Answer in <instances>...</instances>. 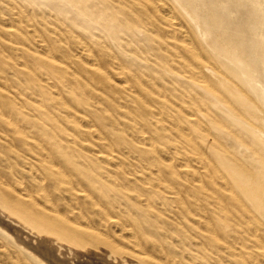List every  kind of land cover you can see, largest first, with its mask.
<instances>
[{
    "label": "rangeland",
    "instance_id": "374dc122",
    "mask_svg": "<svg viewBox=\"0 0 264 264\" xmlns=\"http://www.w3.org/2000/svg\"><path fill=\"white\" fill-rule=\"evenodd\" d=\"M140 1L0 0V264H45L18 232L40 237L43 220L65 218L80 233L58 229L72 251L104 243L135 252L137 264L264 263V210L248 201L264 182L252 180L264 170V0H185L201 20L231 27L237 62L215 50L191 8L151 0L184 25L169 34V17ZM211 57L219 73L198 65ZM89 257L77 263L103 264Z\"/></svg>",
    "mask_w": 264,
    "mask_h": 264
},
{
    "label": "bare ground",
    "instance_id": "6f19581e",
    "mask_svg": "<svg viewBox=\"0 0 264 264\" xmlns=\"http://www.w3.org/2000/svg\"><path fill=\"white\" fill-rule=\"evenodd\" d=\"M112 1V0H111ZM114 1V0H113ZM120 1V0H119ZM125 1V0H124ZM130 1V0H129ZM140 1V0H139ZM145 1H147V2H150L151 3V5L153 6V10H157V11H161V13H163V14H165V16H168L169 18H163L165 21L164 22H166V24H167V27L169 26L170 28H171V32H169V34L171 33V34H177V35H182L183 34V31H182V27L184 26H182V27H180V24H179V22L177 21L178 20V18L176 19L174 16H172V13L170 12V10H169V8L166 6V4H160L159 3V1L158 2H154V1H151V0H145ZM162 1V0H161ZM116 2H117V0H116ZM122 2V1H121ZM120 2V3H121ZM127 2H128V0H127ZM141 2V1H140ZM164 2V1H163ZM171 2V1H170ZM178 2L179 3H181V4H184V5H186V7L188 8H191L192 10H193V15H194V17L199 21V20H201V18L199 17L200 15L199 14H195V12H194V8L192 7V5L189 3L190 1H185V0H178ZM119 3V2H118ZM130 3V2H129ZM142 3V2H141ZM143 3H144V1H143ZM159 3V4H158ZM164 3H166V2H164ZM122 4V6H123V3H121ZM121 4H119V5H121ZM111 5V4H110ZM147 8V7H146ZM152 8V7H151ZM137 10V9H136ZM146 10V9H145ZM152 10V9H151ZM151 10H150V12L147 10V12H149V13H151ZM174 11V10H173ZM195 11H197V9H195ZM139 12V11H138ZM180 12V11H179ZM134 13V12H133ZM148 14V13H147ZM144 15V14H143ZM145 15H146V13H145ZM170 15V16H169ZM153 15H151V17H152ZM155 16V15H154ZM157 16V15H156ZM160 16V15H159ZM162 16V15H161ZM146 17H147V15H146ZM158 17V16H157ZM154 18V17H153ZM184 18V17H183ZM185 19V18H184ZM145 20V19H144ZM161 20V19H160ZM186 20V19H185ZM202 24H203V28H204V30L207 32V33H209L210 35H211V37H212V43H214V45H215V50L216 51H218V53L219 54H221L222 56H224L225 58H227L229 61H231V62H237V61H239L240 60V57H239V55H241L242 56V52H240L241 50L239 49V47L237 46L238 44H239V41H241V40H236V41H233L231 38H230V36H229V39L227 40V39H225V37L224 36H227L226 35V32L228 33V35L231 33V30H230V28L231 27H228V29L227 30H225L224 29V31L223 30H221V27L220 26H218V24H216V20H215V18L214 17H212V16H210V15H206V16H204V18H202ZM137 23V22H136ZM158 23H159V21H158ZM161 23V22H160ZM142 24V23H141ZM189 24V23H188ZM139 25V24H138ZM160 25H162V23L160 24ZM163 25H164V23H163ZM162 25V26H163ZM136 26H137V24H136ZM150 26V25H149ZM165 26V25H164ZM138 27V26H137ZM160 27V26H159ZM166 27V28H167ZM184 30V29H183ZM186 30V29H185ZM193 30V29H192ZM157 31V30H156ZM161 31V30H160ZM157 32H159V30L157 31ZM186 32H187V30L184 32V35L186 34ZM156 33V32H155ZM161 34H162V31L160 32ZM191 33V32H190ZM190 33H188V34H190ZM195 33V32H194ZM161 34L159 35L160 37H161ZM196 35V34H195ZM194 35V36H195ZM186 36V35H185ZM184 36V37H185ZM188 36V35H187ZM170 37V36H169ZM172 37V36H171ZM183 37V36H182ZM181 37V38H182ZM186 38V37H185ZM190 38V37H189ZM192 38H193V36H192ZM179 39H180V37H179ZM197 39V38H196ZM183 40H185V39H183ZM195 41V40H194ZM157 42V41H156ZM155 42V43H156ZM182 42V41H181ZM185 42H187V41H185ZM190 42H192V41H190ZM196 42V44H197V41H195ZM188 43V42H187ZM159 44V43H158ZM198 44H200V43H198ZM170 45V44H169ZM172 45V44H171ZM188 45V44H187ZM159 46H160V44H159ZM201 46V45H200ZM237 46V47H236ZM161 47H162V45H161ZM169 48V47H168ZM201 48V50H204V48L202 49V47H200ZM165 48H163V51H165L164 50ZM89 50V49H88ZM204 54H207L208 53V51H207V53H206V51L205 52H203ZM243 55H244V53H243ZM243 57V56H242ZM212 58V57H211ZM213 59V58H212ZM55 60V59H54ZM186 60V59H185ZM214 60V59H213ZM167 61V60H166ZM205 61V60H204ZM91 62V61H90ZM217 62H216V60H214V62L211 60H206V62H200V64H198V65H200V66H204V68L205 69H207V70H210V71H213V72H216V73H219V72H217V70L218 71H220V69H219V66L217 67L216 64ZM197 64V63H196ZM182 66V65H181ZM180 66V67H181ZM196 67V66H195ZM175 68V67H174ZM157 69H158V67H157ZM198 69V68H197ZM175 70V69H174ZM178 70V69H177ZM159 71V70H158ZM183 72H181V74H182ZM189 73V72H188ZM205 74V73H204ZM118 75H121V74H118ZM207 75V74H206ZM198 76V75H197ZM209 77V76H208ZM210 78V77H209ZM125 79V78H124ZM206 79V78H205ZM211 79V78H210ZM212 80V79H211ZM232 80V79H231ZM208 81V80H207ZM124 82V81H123ZM214 82V81H213ZM233 82V81H232ZM215 84H216V82H214ZM212 84V83H211ZM212 85H214V84H212ZM237 85V84H236ZM215 86V85H214ZM213 86V87H214ZM217 86V85H216ZM238 86V85H237ZM212 86H210V85H208L207 86V88L212 92V94H213V97H214V101H216L217 103H219V101H221V100H224V99H221V95L214 89V88H219V86L218 87H214L213 88ZM127 89H129V88H127ZM222 91H220V93H221ZM243 92V91H242ZM142 97V96H141ZM161 97H163V95L161 96ZM225 97V96H224ZM164 98V97H163ZM226 98V97H225ZM196 99H197V97H196ZM198 100H200L199 98H198ZM195 101H197V100H195ZM198 103V102H197ZM225 103V102H224ZM226 104V103H225ZM19 106V105H18ZM21 107V106H20ZM204 107V106H203ZM22 108V107H21ZM19 109V108H18ZM17 109V110H18ZM23 109V108H22ZM203 109V108H202ZM205 109V108H204ZM195 110V109H194ZM193 109H192V111H194ZM28 111H33V113H34V110L32 109H30V110H28ZM206 111V110H205ZM204 111V112H205ZM211 111V110H210ZM23 112V111H22ZM207 112H208V109H207ZM207 112H205V113H207ZM238 112V111H237ZM177 113V112H176ZM190 113H195V111L194 112H190ZM24 114L25 115H27V113L26 112H24ZM35 114V113H34ZM155 114H157V113H155ZM154 114V115H155ZM178 114V113H177ZM208 114H209V112H208ZM32 115V114H31ZM161 115V114H160ZM159 115V116H160ZM180 115V114H179ZM188 115V114H187ZM192 114H190V116H191ZM29 117H30V115H28ZM33 116V115H32ZM157 116H158V114H157ZM193 116V115H192ZM239 116V115H238ZM37 117V116H36ZM181 117V116H180ZM240 117V116H239ZM32 118V117H31ZM33 118H35V117H33ZM163 118V117H162ZM198 118H201V117H198ZM241 119V118H240ZM156 120V119H155ZM199 120H201V119H199ZM198 120V121H199ZM189 121V120H188ZM187 121V122H188ZM192 121V120H191ZM202 121V120H201ZM193 122H195V121H193ZM203 122V121H202ZM201 122V123H202ZM221 122V121H220ZM219 122V123H220ZM223 122V121H222ZM175 123H174V121H173V125H174ZM206 124V123H205ZM185 125V124H184ZM194 125V124H193ZM43 126V125H42ZM205 126V125H204ZM220 126H222V125H220ZM226 126V125H225ZM175 127V126H174ZM199 127V130H200V126H198ZM188 128V127H187ZM191 128V127H190ZM194 128V127H193ZM196 128V127H195ZM206 129V131H208L207 130V127H205ZM54 129V128H53ZM170 129V128H169ZM173 129V128H172ZM182 130L184 129V128H181ZM204 128H201V130L202 131H205V130H203ZM209 129V128H208ZM231 129H233V128H231ZM230 129V130H231ZM192 130V129H191ZM51 131V130H50ZM177 131V130H176ZM178 131H179V129H178ZM177 131V132H178ZM196 131V130H195ZM210 131V130H209ZM180 132V131H179ZM197 132V131H196ZM200 133V132H199ZM241 132H239V134H240ZM43 134L44 135H48V131H43ZM178 134V133H177ZM180 134H181V136H183V139H184V137H185V135H182V133L180 132ZM179 134V135H180ZM189 134V133H188ZM188 134H186V136L188 135ZM196 134V133H195ZM256 134H257V136H259L260 138H263V134H262V132H259V131H257L256 132ZM70 135V134H69ZM202 135V134H201ZM188 136H191L190 134L188 135ZM195 136V135H194ZM206 136V135H205ZM193 137V136H192ZM207 137V136H206ZM205 137V138H206ZM213 137H215V136H213ZM239 137H242L241 135L239 136ZM56 138V137H55ZM54 138V139H55ZM200 138V137H199ZM204 138V137H203ZM204 138V139H205ZM208 138V137H207ZM207 138H206V140H207ZM217 138V137H216ZM244 138V137H243ZM201 139H202V136H201ZM240 139V138H239ZM245 139L246 138H244V139H242V140H244V142H245ZM58 140V139H57ZM67 140H68V138H67ZM197 140V139H196ZM211 139H209L208 141H210ZM202 141H205V140H203L202 139ZM217 141H218V139H217ZM195 142V141H194ZM207 142V141H206ZM219 142H221V141H219ZM253 142V141H252ZM188 143H189V145L191 144V141L189 142L188 141ZM187 143V144H188ZM196 143H198V140H197V142ZM199 143H200V139H199ZM199 143H198V145H199ZM222 143H223V140H222ZM210 144V143H209ZM246 144H247V142H246ZM249 144V143H248ZM251 144V143H250ZM248 145V146H252V147H254L255 149H256V146L254 145V143H252L251 145ZM195 146V145H194ZM220 146V145H219ZM197 147V146H196ZM221 147V146H220ZM251 147V148H252ZM152 148H153V146H152ZM201 148H202V146H201ZM224 148V147H223ZM228 148H229V146H228ZM194 149V148H193ZM221 149H222V147H221ZM199 150V149H198ZM219 150V149H218ZM258 150H260V149H257L256 150V152L255 153H257V151ZM224 153H225V150H222ZM261 151V150H260ZM263 151V150H262ZM194 152H195V150H194ZM198 152H200V151H198ZM197 152V153H198ZM92 153V152H91ZM196 152H195V154H197ZM230 153H232V151L230 152ZM233 153H235V152H233ZM198 154H200V156H202L203 154L202 153H198ZM233 155V154H232ZM259 155V154H258ZM258 155H257V158H258ZM184 156H186V155H184ZM197 156V155H196ZM233 156H235V155H233ZM245 157V156H244ZM247 157V156H246ZM202 158H203V156H202ZM206 158V157H205ZM204 158V159H205ZM261 158V156L259 157V159ZM237 160H238V158H236ZM170 160H172V159H170ZM201 160V159H200ZM203 160V159H202ZM206 160V159H205ZM236 160V161H237ZM261 160H262V158H261ZM239 161H240V159H239ZM238 161V162H239ZM263 161V160H262ZM241 163H243V162H241ZM196 164V163H195ZM208 164H209V162H208ZM199 165V164H198ZM181 167V166H180ZM186 167V166H185ZM215 167V166H214ZM213 168V167H212ZM200 169V168H199ZM198 169V170H199ZM216 169V168H215ZM243 169H244V167H243ZM246 169L248 170V168L246 167ZM201 170V169H200ZM213 171V170H212ZM216 171V170H215ZM261 171H262V173H260V175L258 174V175H253L252 176V180H253V182L254 183H257V182H260L261 180L262 181H264V170L263 169H261ZM194 172V171H193ZM203 172V171H202ZM214 172V171H213ZM250 172H252V171H250ZM206 173H208V172H206ZM203 174V176H204V174L205 173H202ZM214 174H215V172H214ZM217 174V173H216ZM217 175H219V174H217ZM178 176V175H177ZM193 176V175H192ZM205 176H206V174H205ZM209 176V175H208ZM196 177H198L197 175H196ZM207 177V176H206ZM217 177V179H218V176H216ZM201 178V177H200ZM208 178H210V176L208 177ZM197 179V178H196ZM195 179V180H196ZM217 179H216V181H217ZM202 180V179H201ZM200 180V181H201ZM219 180H222L221 178L219 179ZM198 181H199V179H198ZM71 183V182H70ZM69 183V184H70ZM217 183H219V182H217ZM221 184V183H220ZM78 185V184H77ZM171 185H173V184H171ZM224 185V184H223ZM228 186V185H227ZM226 186V187H227ZM230 186V185H229ZM206 187V186H205ZM221 187H222V184H221ZM224 187V186H223ZM227 188H230V187H227ZM223 189V188H222ZM225 189V188H224ZM22 190V189H21ZM173 190H174V188H173ZM236 190V189H235ZM202 191V190H201ZM218 191V190H217ZM227 191V190H226ZM21 192V191H20ZM23 192V191H22ZM176 192V191H175ZM229 192V191H228ZM20 194V193H19ZM25 194V193H24ZM205 195V194H204ZM23 196V195H22ZM209 196V195H208ZM25 197H26V194H25ZM205 199V198H204ZM235 199V198H234ZM50 200V199H49ZM237 200V199H236ZM235 200V201H236ZM144 201H145V199H144ZM238 201V200H237ZM248 201L250 202V204L251 205H253L255 208H258V209H263L264 210V182H260V185H258V187L257 188H255L254 190H253V192L251 193V195H250V197H249V199H248ZM242 202V201H241ZM239 205L241 204L240 203V201L239 202H237ZM161 204V203H160ZM242 205V204H241ZM221 206V205H220ZM243 206V205H242ZM252 206V207H253ZM225 207V206H224ZM245 208V207H244ZM220 210V209H219ZM225 210L227 211V208H225ZM230 210H232V208L230 209ZM245 210V209H244ZM49 211H50V213H53L54 212V208H49ZM188 211V210H187ZM223 210L221 209V213H223L222 212ZM56 212V211H55ZM236 212V211H235ZM249 212V211H248ZM61 213V212H60ZM64 213V212H63ZM65 214V213H64ZM224 214V213H223ZM238 213H236V215H237ZM1 215V214H0ZM60 215V214H59ZM63 215V214H62ZM217 215V214H216ZM107 216H108V213H107ZM218 216V215H217ZM224 216V215H223ZM222 216V217H223ZM239 216V215H238ZM237 216V218H239ZM7 217V216H6ZM200 217V216H199ZM205 217H207V216H205ZM241 217V216H240ZM2 218V217H1ZM221 218V217H220ZM226 218H227V216H226ZM228 218H232L231 216L230 217H228ZM248 218V216L245 218V220ZM253 218V217H252ZM206 219V218H205ZM204 219V220H205ZM221 219H225L224 217L223 218H221ZM230 219H226L227 221L225 222V224L228 222V220H230ZM3 220V219H2ZM6 220V219H5ZM16 220V219H15ZM208 220V219H207ZM225 221V220H224ZM231 221H233V220H230L229 222H231ZM234 221H237L236 219L234 220ZM243 221H244V219H243ZM229 222L227 223V225L229 224ZM1 223H3V222H1ZM8 223V222H7ZM19 223V222H18ZM237 223H239V222H237ZM10 224V223H9ZM41 224H42V226L44 227V229H45V234H42V236H36V237H29V236H27L26 235V233H24V231H23V233H20L19 234V232H18V235H24L23 236V238L22 239H18L30 252H32L37 258H40L41 260H42V262L43 263H45V264H71L72 263V261H74L73 263H75V264H79L80 263V261H79V263H77L78 262V260H92V259H90V257L89 256H92V257H95L96 259L97 258H100V257H98V256H102L101 257V259H102V261H103V264H137V262H139L138 261V257H139V255L138 254H136L135 252H133V251H125V250H120V249H114L113 248V250L112 251H109V250H107L106 249V247H104L105 245H104V243H102L103 244V246H100V248H98V251H95L94 249L92 250V249H88V247H86L85 249H84V251L83 252H81V251H72V250H68V246H66L67 247V252H65V251H63V248H66V247H64L63 245H61L62 243H61V238H60V236H64V234H60V231L58 230V229H60L61 227H63V228H65L64 230L65 231H67V232H73L74 234H76V235H78V236H80V233L79 232H77V231H75V230H78V228L77 227H74V226H72V225H70V223H69V221H67V219L65 218V219H63V222H62V224L64 225V226H66V227H64L62 224L61 225H57V224H53V223H51L50 221H48V220H43L42 222H41ZM89 223H87V225H88ZM235 224V223H234ZM1 225H3V224H1ZM5 225H6V223H5ZM21 225V224H20ZM78 225H80V224H78ZM210 225V224H209ZM237 224H235V227H237L236 226ZM7 226V225H6ZM10 226H11V224H10ZM72 226V227H71ZM83 226H84V224H83ZM255 226V225H254ZM1 227V226H0ZM13 227V226H12ZM21 227H23V225L21 226ZM210 227V226H209ZM218 228H219V226H217ZM252 227V226H251ZM3 228V227H2ZM14 228H16V227H14ZM72 228V229H71ZM75 228V230H73ZM115 228V227H114ZM221 228V227H220ZM220 228L218 229V231L220 230ZM238 228H239V225H238ZM253 228V227H252ZM3 229H6V231H7V229H8V226H7V228L5 227V228H3ZM13 229V228H12ZM23 229H25V228H23ZM71 229V230H70ZM96 229V228H95ZM210 229L212 230V228L210 227ZM209 229V230H210ZM248 229V228H247ZM250 229V228H249ZM248 229V230H249ZM9 230L10 229H8V232H9ZM20 230H21V228H20ZM80 230V229H79ZM92 230V229H91ZM200 230H202V229H200ZM237 230V229H236ZM239 230V229H238ZM255 230V229H254ZM254 230H252V231H250L249 230V232H252L253 233V231ZM14 231V230H13ZM18 231V230H17ZM22 231V230H21ZM221 231V230H220ZM219 231V232H220ZM239 231H241V233L243 232L241 229L239 230ZM262 231H263V233H262ZM262 231H260L261 233H262V235L264 236V230H262ZM119 232V231H118ZM121 232H122V230H121ZM121 232H120V234H121ZM133 232V231H132ZM211 232H213V231H211ZM222 232V231H221ZM234 232H236V231H234ZM246 232V231H245ZM36 233V232H35ZM103 233V232H102ZM106 233V232H105ZM108 233V232H107ZM107 233H106V235H107ZM215 233V232H214ZM241 233H239V234H241ZM251 233V234H252ZM10 234H11V232H10ZM16 234V231H15V233H13V235H15ZM88 234H90L91 236H93V237H95V238H97L98 236V233L94 230V231H92V232H89ZM101 234V233H100ZM134 235H135V233H133ZM132 234V235H133ZM213 234V233H212ZM239 234H237L236 233V235L237 236H239ZM18 235L16 236V237H18ZM103 235V234H102ZM214 235V234H213ZM216 235V234H215ZM262 235H260V237L262 236ZM103 236H105V235H103ZM201 236H203V235H201ZM224 236H226V234H224ZM235 236V235H234ZM234 236H231L230 235V238H232V237H234ZM16 237H15V239H16ZM110 237V236H109ZM128 237V236H127ZM252 237H254V239H256V242H259V237H257V235H254V233L252 234ZM85 238H87V235L84 237V238H82L83 240H85ZM203 238H205V237H203ZM207 238V237H206ZM239 238V237H238ZM128 239L130 240L131 239V237L129 238L128 237ZM229 239V238H228ZM236 239V238H235ZM234 239V240H235ZM18 240H16L17 242H18ZM207 241H209L208 240V238L206 239ZM226 240V239H225ZM264 240V239H263ZM97 241H99V239H97ZM236 241V240H235ZM238 241V240H237ZM236 241V242H237ZM138 242V241H137ZM225 242V241H224ZM227 242H230L229 240H227ZM233 242V241H232ZM241 242V241H240ZM263 242V241H262ZM61 243V244H60ZM139 243V242H138ZM217 243V242H216ZM215 243V244H216ZM238 243V242H237ZM236 243V244H237ZM249 243V242H248ZM20 244V243H19ZM201 243H199V245H200ZM227 244V243H226ZM260 244V243H259ZM203 245V244H202ZM201 245V246H202ZM228 245V244H227ZM239 245H242V244H240L239 243ZM245 245H248V244H245ZM131 246H133V247H136V243H131ZM211 246H213V245H211ZM214 246H216V245H214ZM234 246V245H233ZM249 246V245H248ZM250 246H252V247H254L253 245H250ZM24 247V248H25ZM232 247V246H231ZM236 247V246H235ZM242 247V246H241ZM244 247H246V246H244ZM252 247H250L251 249H253V251L251 252V253H253L254 252V248H252ZM257 247L259 248V249H262L263 247H262V245L259 247L258 246V243H257ZM256 247V248H257ZM122 248H124V246L122 247ZM217 248V247H216ZM248 248V247H247ZM227 249H229L228 247H227ZM234 249H237V247L236 248H234ZM232 250V249H231ZM219 251V250H218ZM223 251H225V250H223ZM233 251V250H232ZM238 251H240L239 250V247H238ZM202 252H204L205 253V250L204 251H202ZM227 252H229V250L227 251ZM247 252V251H246ZM246 252H245V255H246ZM223 253H225V252H223ZM232 253V252H231ZM240 253V252H239ZM207 254H208V252H207ZM80 255H82V256H80ZM227 256L228 255H230L229 253L228 254H226ZM233 255V254H232ZM144 256V255H143ZM150 256V255H149ZM242 256V255H241ZM249 256V255H248ZM256 256V255H255ZM254 256V260H255V258H257L258 256H256L255 257ZM17 257V256H16ZM232 257V256H231ZM237 257H238V254H237ZM252 257V256H251ZM251 257H250V260H252L251 259ZM263 257V256H262ZM261 257V258H262ZM94 258V259H95ZM241 258V257H240ZM242 258H243V256H242ZM166 259V258H165ZM246 259H248V258H246ZM258 259V258H257ZM16 260V259H15ZM158 260V259H157ZM250 260H249V262H250ZM96 261V260H95ZM99 261V260H98ZM160 261V260H159ZM163 261V260H162ZM244 261V260H243ZM21 261L19 260V263H20ZM86 262V261H85ZM226 262V261H225ZM244 262H246V261H244ZM253 262V261H252ZM249 263V264H253V263ZM18 263V262H17ZM22 263V262H21ZM93 263V262H92ZM98 263V262H97ZM139 263H141V262H139ZM166 263V262H165ZM255 263V262H254ZM261 263H263V262H261ZM99 264V263H98ZM142 264H144V262L142 263ZM244 264V263H243ZM264 264V263H263Z\"/></svg>",
    "mask_w": 264,
    "mask_h": 264
}]
</instances>
